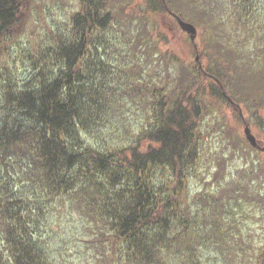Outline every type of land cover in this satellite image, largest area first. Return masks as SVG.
<instances>
[{
	"label": "trees",
	"instance_id": "trees-1",
	"mask_svg": "<svg viewBox=\"0 0 264 264\" xmlns=\"http://www.w3.org/2000/svg\"><path fill=\"white\" fill-rule=\"evenodd\" d=\"M110 1L116 0H78L80 13L70 17L66 30L49 34L48 43H40L31 53L26 83L9 81L0 70V264H56L59 257H70H62L69 241L62 236L60 241L54 239L50 226L56 228L64 219L72 223L74 218L83 229L78 237L92 236L95 225L102 224L99 230L108 233L100 232L92 247L104 257L107 245L113 257L121 254V264H162V249L175 257L181 247L177 240L173 244L165 238L169 218L181 214L183 205L188 208L187 174L203 136L198 119L203 106H209L206 94L196 87L197 72L190 71L189 79L196 78L186 90L189 79L180 73L177 58L164 53L157 58L158 38L151 36L156 31L148 26L150 16H112ZM253 1L257 0H233L244 15L238 16L236 7L228 22L234 17L255 22ZM175 2L164 0L159 8ZM21 6L20 0H0V51L25 27L20 23ZM260 26L251 27L243 46L229 50L224 63L206 75L213 74L219 84H212L211 96L232 106L243 102L264 134ZM215 29L219 30L217 21ZM216 33L207 42L215 41L217 48L222 36ZM173 60L178 70L171 74ZM147 68L152 71L149 77ZM158 72L163 73L162 80ZM224 80L232 81L236 90L229 92ZM118 95L126 112L131 104L144 112L151 108L149 129L135 134L133 145L104 147L94 128L117 121L108 110L119 105L114 101ZM242 189L249 193L245 186ZM235 191L232 188L226 195L228 200ZM258 191L246 200L252 204L261 197ZM209 224L212 232L220 227L218 222ZM248 238L229 246L233 257L264 264V245L253 250Z\"/></svg>",
	"mask_w": 264,
	"mask_h": 264
},
{
	"label": "rangeland",
	"instance_id": "rangeland-1",
	"mask_svg": "<svg viewBox=\"0 0 264 264\" xmlns=\"http://www.w3.org/2000/svg\"><path fill=\"white\" fill-rule=\"evenodd\" d=\"M20 1L22 3L20 23H25V27L23 31H19V36L15 37L12 43L11 41L5 43V49H1L0 66L8 67L6 70L2 68L0 70L9 81L22 84L30 78L29 58L31 53L35 54L33 50L40 43L47 44V40L50 39L49 34L65 31L70 17L80 13L81 9L78 0ZM175 1L177 4L170 3V8H165L164 5L159 8L160 2L164 0H116L114 3L111 1L108 3L112 16H131L134 19H141L144 13L150 16L148 26L155 28L156 31L153 35L152 32L151 36L158 38L157 58H160L161 53L167 57L177 58L181 65L180 73L186 79L191 76L190 71L197 72L199 80L196 87L206 94L205 100L209 105L203 106L199 116V127L203 136H201L197 160L188 168L184 195L185 198L187 197L188 208L183 205L180 209L182 212L179 211L181 214L170 217L168 221L169 228L165 240L173 244L177 240L181 247L174 253L177 254L175 257L173 254H167L166 249H162L159 260L161 262L164 259L162 264H190L191 259L192 264H248L240 255L234 258L229 246H235L240 240L242 242L243 238L247 240V237L253 242V250H256L260 244L264 245V204L262 203L264 202V153L249 143L244 130L246 126L249 127L259 147H264V134L255 123L254 117L247 112L248 109L242 104L243 102L233 103L232 106L226 102L216 101L211 96L210 89L219 84L216 83L213 74L207 76L206 72L213 69L216 64L221 66L227 59L225 54L229 50H237L236 47L242 44L243 37L255 24H261L260 29L264 31V0L253 1L254 6L251 9H254L253 12L257 17L254 19L255 22L248 23L239 22L240 19L235 21V17L232 18V23L228 22V18L234 16L236 7L237 15H244L240 14L242 8L237 3L234 5L233 0H198L197 2L183 0L189 4L180 0ZM156 9L159 10L155 11ZM170 12L177 14L196 28L194 42L189 34L180 30ZM216 21L219 24L218 31L215 29ZM215 32H217L215 35L222 36L219 41L217 40L219 42L217 48L213 44L215 41L211 44L207 42V38L213 36ZM220 56L222 58H219ZM215 57L218 61H215ZM169 66L172 67L171 74L178 70L174 60ZM145 73L149 77L152 71L147 68ZM157 75L159 79H163V73L158 72ZM194 78L185 82L186 90L192 86ZM224 83L229 92L236 90L232 81L224 80ZM174 84L179 85V81L176 80ZM121 99L122 95H118L114 101L119 102V105L112 106L108 110L116 115L117 121L111 120L103 128H94L95 137H103L97 140L104 147L126 143L133 145L137 140L134 139L135 134L141 136L140 132H148L146 131L149 129L147 115L151 108L147 107L144 112L131 104L126 112L122 108ZM235 99L237 100V96ZM142 146L149 148L146 142H143ZM248 175L251 177L248 178ZM242 186H245L249 193L242 189ZM226 188L228 193L225 192ZM232 188L236 191L228 200L226 195ZM258 190L261 191V197L251 204L246 199L254 193L257 195ZM213 202H221L224 206L222 204L212 206ZM185 216L187 218L183 222L181 218ZM74 219L72 223H66L64 219L56 228L50 226L51 232L54 230V239L60 241L62 236L66 242L69 241L68 249L62 257H70L61 258L55 255L59 257L56 264L120 263L121 254L113 257L109 253L111 248L107 245L103 246V253L106 255L104 257L92 247L93 241L98 238L100 232L105 235L108 233L106 229L99 230L103 227L102 224L95 225L97 228L93 229L92 236L85 233V236L78 237L76 234L82 233L83 229L77 219ZM217 222L220 227L212 232V225L209 223L217 224ZM224 233L226 238L223 237ZM96 245L98 246L97 243ZM235 259L240 263H236Z\"/></svg>",
	"mask_w": 264,
	"mask_h": 264
},
{
	"label": "water",
	"instance_id": "water-1",
	"mask_svg": "<svg viewBox=\"0 0 264 264\" xmlns=\"http://www.w3.org/2000/svg\"><path fill=\"white\" fill-rule=\"evenodd\" d=\"M175 18H176V21H177L179 27L181 28V30L182 31H185L187 34H189L190 39L193 41L194 40V37H195V33H196L195 28L191 24H188V23L183 22L177 16H175ZM244 132H245L246 139L249 141V143L252 146L258 148L261 152L264 153V147H259L257 145L256 138L251 134V131H250L249 127L246 126Z\"/></svg>",
	"mask_w": 264,
	"mask_h": 264
}]
</instances>
